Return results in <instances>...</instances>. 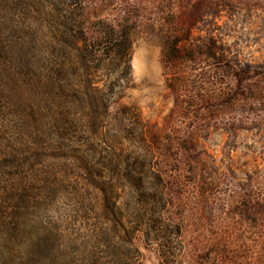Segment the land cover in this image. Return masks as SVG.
<instances>
[{
    "label": "rangeland",
    "instance_id": "obj_1",
    "mask_svg": "<svg viewBox=\"0 0 264 264\" xmlns=\"http://www.w3.org/2000/svg\"><path fill=\"white\" fill-rule=\"evenodd\" d=\"M79 1L86 28L97 20L125 19L133 26L130 81L110 100V114L126 108L138 112L142 106L155 116L146 122L144 140L165 186L168 216L181 228L180 251L176 260L164 263L156 247L137 239L142 264H264V168L259 166L264 163V0ZM10 60H0V206H100L98 192L75 186L71 176L29 172L31 164L36 170L55 165L50 148L39 162L29 163L27 174L5 166L21 144L22 110L41 114L28 122L37 135L47 126L36 66L13 55ZM217 156L228 161L225 168L239 189L227 207L209 202L223 183ZM193 181L200 196L195 215L183 202ZM14 188L25 203L17 193L9 197ZM127 200L126 193L123 206ZM224 221L227 226L219 227Z\"/></svg>",
    "mask_w": 264,
    "mask_h": 264
},
{
    "label": "trees",
    "instance_id": "obj_2",
    "mask_svg": "<svg viewBox=\"0 0 264 264\" xmlns=\"http://www.w3.org/2000/svg\"><path fill=\"white\" fill-rule=\"evenodd\" d=\"M82 17L79 0H0V60L9 64L13 55L36 66L47 125L37 135L28 122L41 114L22 110L21 144L5 166L26 171L50 148L55 165L36 170L31 164L29 172L55 179L71 176L75 186L101 194L100 206L75 208L66 224H46L42 211L47 206H0V264H142L137 239L155 244L160 260L172 262L180 251L181 228L168 216L169 201L151 152L133 159L123 152V142L110 144L106 133L98 137L110 115L123 119L138 114L129 108L109 112L110 100L130 81L132 23L97 20L86 28ZM112 154L126 160L123 170L112 163ZM14 193L9 197L21 196L18 188ZM122 193L130 200L120 211Z\"/></svg>",
    "mask_w": 264,
    "mask_h": 264
},
{
    "label": "clouds",
    "instance_id": "obj_3",
    "mask_svg": "<svg viewBox=\"0 0 264 264\" xmlns=\"http://www.w3.org/2000/svg\"><path fill=\"white\" fill-rule=\"evenodd\" d=\"M132 65L133 61H129V66L131 67ZM164 78L165 77H161L159 81L162 86V91H164ZM154 118V114L145 112L142 106L138 107V114L135 117L129 115L128 117L118 121L117 119H113L110 115L105 121V127L99 130L98 137L103 136L106 133L108 142L110 144L118 146L120 142H123V152L134 159L139 152H147V146L144 144L141 137L147 135L146 129L150 127V125L146 122ZM212 151L215 152V149L213 148ZM237 155L238 152L233 154L234 161ZM112 157V163L120 164L121 170H123V164L126 162V160L116 154H112ZM226 164H228L227 160H224L223 163H221L220 157L217 156L216 167L218 168L219 173L222 174L221 180L223 181V183L219 184V188L216 191L215 195L209 198V202H211V200H216L217 203L225 202V207H227L229 197L239 191V189L236 187V180H234L231 176L228 175L227 169L225 168ZM259 166L261 168H264V163H259ZM247 170L250 171L251 166H249ZM233 171L236 172V175L240 180H243L242 173L237 171L234 166ZM107 178L108 177L105 176L101 179L106 180ZM262 179H264V177H262ZM111 192L114 201L116 199V195L113 191V186ZM100 195V193H97V198H99ZM102 195L104 198L105 193H102ZM184 196L187 199L186 201H183L182 198V201L186 203V206L191 210L192 213H194V215L197 214L200 208V196L197 190L196 181H193L191 184L187 185V191L185 192ZM124 200L125 194L122 193L120 196V203L118 205L120 211L124 210ZM74 210L75 204L73 202H66V204L62 206H58L57 204H51L50 208L43 209L42 216L45 218L44 222L46 224L49 221H51L52 223L66 224L72 219ZM187 215L188 213L186 212L185 217H187ZM225 226H227V221H224L219 225V227ZM75 227L79 228V222L75 225ZM212 227H217V225H213ZM80 231H83V229H80ZM152 247L155 248V244H153ZM190 247L191 246L189 245L187 248H185L186 253L190 250ZM144 255L148 256V253H145Z\"/></svg>",
    "mask_w": 264,
    "mask_h": 264
}]
</instances>
